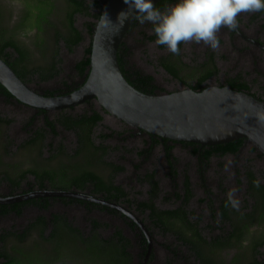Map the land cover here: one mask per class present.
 I'll return each instance as SVG.
<instances>
[{
	"label": "trees",
	"instance_id": "16d2710c",
	"mask_svg": "<svg viewBox=\"0 0 264 264\" xmlns=\"http://www.w3.org/2000/svg\"><path fill=\"white\" fill-rule=\"evenodd\" d=\"M22 9L17 17L12 21L11 25H5L6 18L3 12L0 10V58L7 63L16 73V75L23 81L28 83L29 77L34 76L40 81H48L56 76L58 73L57 66L60 63L57 50H52L49 56L46 55V38L39 36L40 32L47 31L48 28H54V40L57 42L61 40L64 46L72 51L83 38L81 31L75 26V15L82 13L89 15L88 12L91 7L97 9L98 12L90 14L95 22H87L85 24V30L88 33L90 40L85 46L82 57L75 63V70L83 77L85 71L90 63V51H91V38L94 32V26L99 19L101 3L99 0H92L89 4L84 0H64L66 10L64 19L60 21V28L55 27V24L51 20V15L54 12L55 1L54 0H20ZM12 16V15H10ZM11 18V17H10ZM30 31L34 32V46L38 50V53L48 60H45L44 64L33 63L31 53L29 49L23 45V41L19 37H30ZM155 35L149 36L147 39L154 40ZM163 47V45H160ZM121 48L118 49L117 58L119 67L129 83L136 89L146 93L155 94L156 85L152 84L153 77L151 75H141L135 72L137 77L134 80H130L122 67ZM180 50V46H179ZM171 57L175 61L170 62L167 56L161 59V66L164 67L172 76L178 77L179 68L176 66H184L186 64L181 63L179 52L176 54L171 53ZM124 58V57H123ZM168 58V59H167ZM204 68L199 74L200 66L192 68L196 71L195 82L193 85L187 82L193 90H202L205 86L206 80L216 73V66L213 62V55L208 56V61L201 66ZM232 89L245 91L252 96L263 100L260 96L250 92L249 85L239 78L228 79L227 83ZM78 88V87H77ZM0 91L10 97V93L2 87L0 84ZM70 92V91H69ZM55 94V91H48L45 95ZM61 94V93H60ZM88 101L86 103H89ZM91 114L88 111L80 115H71L65 113L66 110H62L55 117V122L59 123L66 129H71L77 136V148L73 153H64L67 156L68 163L75 161L76 165H80L78 160L85 158L89 165H94L96 154L99 151L105 153V147L96 145L92 134L93 126L97 125L99 121L103 119L102 115L94 109H90ZM47 119V118H46ZM8 122V120L0 117V123ZM47 125L51 131H54V122L47 119ZM113 132L109 134L100 135L102 139L109 137ZM119 134V133H118ZM42 135L36 133L35 136L20 147L34 149L37 142L40 141ZM153 143H159V139L156 136L151 135ZM165 144L167 139H161ZM184 143V142H183ZM243 139L234 140L224 144H218L210 146L206 149L205 153H235L242 145ZM195 145L194 143H187ZM172 146L165 145V153H169V149ZM195 147V146H194ZM196 151V149L194 150ZM40 153V152H39ZM60 154H52L50 158H54ZM78 160L76 159V157ZM72 159V160H71ZM79 163V164H78ZM61 167L57 168H41L39 165L17 167L14 173L1 172L0 181L5 180L12 184L13 190L19 188L20 183L26 176L32 175L34 177V185H31L30 189H33L35 185L42 187L43 183L47 180L50 183H55V178L58 173L66 176L67 180H59L58 187H70L72 185L82 186L83 182L88 180L97 179L92 172L81 169L77 171L75 175L69 174L64 166L65 162H61ZM120 170L119 168H117ZM78 170V169H75ZM153 175V174H152ZM152 175L150 177H152ZM247 177L249 179V196L253 198L252 210L250 213H241L239 211H233V216H237L234 221L227 225H222L220 228L221 233L217 236H212L210 240L202 236L197 227L196 222L189 221L186 211H172L161 210L154 206L153 203L142 202L138 208L142 211L148 209L150 211L149 217L155 218L153 225L161 230L163 233L172 234L181 244L187 247L193 261L197 264H261L264 259L259 257L262 255L260 249L264 246V184L258 183L253 172L247 171ZM151 178H149L150 181ZM96 187L102 192H108L110 195L119 197H125L127 194L120 191L117 187H107L104 184L97 183ZM111 190H114L112 192ZM11 194H18L15 193ZM23 191L21 193H25ZM44 198L29 199L22 202H15L8 205H0L2 212L15 211L17 214L21 212L23 204L30 202L43 204ZM45 204H43L44 206ZM220 211L226 217H229V201L223 202ZM170 220L167 218L170 217ZM167 217V218H166ZM93 222V228L89 234L83 235L82 232L73 227L65 217L59 214H53L52 218L47 221L43 216L35 217L33 222H29L28 228L22 233L13 232L8 230L5 235L0 238V264H49L52 261H56L59 257L60 251H63L64 245L73 241L79 240L85 246L86 250H81L80 255L83 256V262L90 260L93 264H131L132 257L128 251L130 246V240L125 237L122 232L116 229L111 235L102 237L97 232L99 224ZM48 224L51 226L48 233L45 234ZM257 225L259 230H251V228ZM226 227V228H225ZM37 232L40 241L48 243L49 247L40 251L33 242V245L22 246L26 244V239L31 232ZM12 237L18 242L11 244L9 238ZM27 237V238H26ZM37 244V241H36ZM75 243L74 245H76ZM47 246V245H46ZM236 248V251L228 260H224L221 251L228 248ZM242 249L241 251H239ZM77 250V249H76ZM37 254L39 258H33ZM174 257L166 261V264H177L173 260ZM48 260V261H47ZM179 264V263H178Z\"/></svg>",
	"mask_w": 264,
	"mask_h": 264
},
{
	"label": "flooded vegetation",
	"instance_id": "af4514ba",
	"mask_svg": "<svg viewBox=\"0 0 264 264\" xmlns=\"http://www.w3.org/2000/svg\"><path fill=\"white\" fill-rule=\"evenodd\" d=\"M174 2L175 0H160L154 6L163 10L167 6H170L171 4H173ZM254 23L258 25L253 26ZM237 24H238V27L233 30H230L226 27H222L217 33V35H220L222 37L224 36V38H226L227 43L229 45L224 46V47H226L229 51L225 50L223 54H219L218 55L219 57H216L215 52L217 51L216 50L217 48L213 50L210 47H208V45L205 44L204 45L205 48L202 53V56L199 57V59H195L194 57L191 58V60H194V62H196L195 64H193L195 65L196 68L200 66V71L197 73L199 74L201 71L204 70V68L201 66L205 63V61H208V56L212 54L213 62L215 63V66H216V73L211 76L213 77L219 73L218 66L216 64V59L227 58L228 60H230L231 59L230 54L231 53L235 54L234 62H233L234 67L232 69V71L233 70L236 71L235 75L225 78L224 84L217 85V86L228 85L226 83H227V80L230 78L232 79L239 78L240 80H244L246 82L243 75L239 73V71L248 68L247 64L249 63V60L251 61V59H253V63H257V64L262 63V65L264 66V11L252 12V13H241L237 17ZM148 31L150 33L146 34ZM132 33H134L135 36L140 35L139 39L141 41L142 39L145 38L146 42L151 41L147 38L149 36L154 35L152 31V25L149 22L145 21L144 23H140L137 19L134 22V25L131 27V29L126 34L125 39L127 40L128 38H130ZM218 39L220 40L219 41V44H220L222 40L220 38ZM126 40H124L125 42H122L119 46V48H121L120 50L121 56L123 55L124 57V58L122 57L121 63H122V67L125 71L126 76L130 80H134L137 77L136 75H134L135 72L141 75H151L153 77L152 84L156 85L157 87V84L155 83V80H154V76L150 74V72L148 73L149 66L147 64L142 63L141 61H137L138 63L136 62L137 64L133 65L132 62L129 61L131 46L128 43H126ZM155 40L156 38L152 41H155ZM139 44L143 45L142 43H140V41H139ZM182 44L183 42H181L179 45L180 50H181ZM180 50H179V55L181 53ZM167 56L169 57V59L168 58L167 59L170 62L175 61L173 59L174 57H171L170 51L167 52L166 55H161L160 57H158V65L165 71V73H167L174 80L181 83V87L183 86L181 89L189 87L186 85L187 82L193 85L196 79V77H193V76L196 75V71L191 70L190 68H187L188 67L187 64L183 61V59H181L182 56H180L182 65L183 64H186V65L176 66L179 68V71H178L179 78L172 76L166 69H164L163 66H161V62H160L161 59L166 58ZM184 67L187 68V70ZM256 68L259 72L260 71L259 67H256ZM186 71H187V74L192 77L190 81L188 80V78L186 77L182 78L180 75L181 72L186 74ZM75 73L77 74V76H79V81L77 84L74 83V84L68 85L66 83L64 84L63 88H61V90H48V91L56 92L55 94L53 93L52 95H45V93L48 91H41L37 93H43L45 96H54V95H61V94L69 93V91L71 92L72 90H75L77 87H80L81 85L80 81L82 80V76H80L76 70H75ZM262 74H264V72H262ZM203 86L206 87L204 83H203ZM160 92H170V91L159 89L157 87L156 93H160ZM171 92H175V91H171ZM0 98L3 99L7 103L14 102L16 105L15 107L24 106L23 104L18 103L15 100H13L11 96L8 97L7 95H4L1 91H0ZM76 106L70 107V108H63V109H59V110L52 111V112L43 111V110H35L28 106H24V107L30 108L31 110L34 111V113L37 112L35 116H41L45 122V125L49 129L50 127L47 125V122H46L47 119L54 122V130H55V124H57L61 128H63L66 132H72L76 140L75 148H74L76 149L77 148V136L74 133V131L71 129H66L65 127L61 126L59 123L55 122L54 120L56 115L59 114L62 110H66V109L73 110L75 109ZM96 108H100V107L96 105ZM90 111L91 110L88 109V114H91ZM54 112H57V113L54 116V118L51 119V114ZM102 120L99 121L97 125H99L102 122ZM5 123L7 122H3L0 124H5ZM97 125L93 126L92 133L95 130V127ZM130 129L131 128L127 127L125 131L133 130V129L131 130ZM123 131L114 132V130H110L108 134L113 132L112 135L104 139H102L100 135H104V134L106 135L107 133H103L101 131L96 132V139L99 140L98 145L103 146L101 145L103 143L102 140L106 141L110 137H113V136L121 137L123 134ZM133 131L137 132L138 135H143L141 131H138V130H133ZM131 138H132L131 136H127L126 140L128 141ZM146 138H147V142H146V145H144L145 147L141 148L140 150H137L134 154L136 160L134 161L133 168L131 169L130 172L123 171L124 169L122 166L123 165L122 162L124 159L120 156H112L113 157L112 159L110 158L106 160L104 159V157L107 156L108 154L103 153L102 151H99L95 155L97 158L95 162L97 163H95L94 165H89L85 158H82L83 161H81L82 159L78 160V158L75 156L76 159L80 163V165H76L74 160L68 163V159H67V156L64 155V151H62L59 147H57V151H54L53 154H60V155H57L56 157H60V158L63 157L62 159H60L57 169L62 166L61 162H65V165L66 164L67 165L64 167L67 170L74 169L71 171H67L69 174L75 175L77 174L75 172L83 169L88 172H92L95 176H97V179L91 178L90 180L83 182L84 185L82 186L72 185L70 187L67 186L64 188H60L58 187L59 180L60 181L67 180V178H64L66 176H63V174L61 175V173H58L55 178V183H50L49 181L46 180L43 183L42 187L35 185L36 189L34 190L30 189V187H27V188H23L21 191V192L27 191L25 193L44 192V191H50V192L58 191V192H68V193L76 192V193H80L85 196H96L100 199H104L105 201L116 203L121 208V210H116L114 208H111L105 205H99L90 200H82V199H77V198H72V197H67V196H44V197H40V198L45 199V201L43 200V204H45L44 206L43 204H41V202H37V203L30 202L27 204H23L21 208V212L19 214H17L13 210L8 211L7 213H4L2 212L3 210L0 208V221L3 220L5 216L7 215H12V216L22 215L23 209L26 207L33 208L39 211H44L52 207L60 206L61 208H64V209H62L61 211L63 214L60 213L59 215H62L63 217H65L68 223H70V220H74L75 222L79 220V214H78L79 211L76 209H79L81 211V207L85 208L86 210L93 209L94 207H99L103 209L105 219L109 218L108 216H111L113 218V222L118 221L121 224H126L127 231L130 232L131 230L134 236L137 237L136 244L138 245V248L140 250L139 251L140 259H138L135 263L131 262V264H150L154 257V249L151 244V242L153 243L154 234L148 228L147 224L149 223L153 225L152 220H154L155 218L149 217L150 211L148 209H145L146 217L141 218L140 214L136 212V210H139L142 212V210L138 208L140 203L142 202L153 203L156 208L161 209V210L186 211L189 221L196 222L197 225H199L200 223H204L205 225H219V226L224 225V224L227 225L230 222L234 221L236 218H238L237 216H233V211H239L241 213L251 212L253 198L249 196V192H248L249 179L247 177V171L250 169L246 167V170L242 174L244 182H245V188L242 190V192L245 193V198H246L245 203L244 202L242 203L243 197L241 198V196L235 195L237 193L235 189L232 187V185H236L240 181L237 178L238 173L236 170V164L237 162L240 161L239 158H241V152L244 149V147L240 148L241 147L240 146L239 149L235 153H224V154H220V153L210 154L209 153L208 154V153H205L206 149H203V148H208L210 146H200L194 143L195 144L194 145L195 147H194L191 144H187L183 142H173L169 140H167L166 143L164 144L162 142L163 140L161 139L158 140L159 143H153L150 137L149 138L146 137ZM123 139L124 137H122V140ZM22 143L23 142H20V144ZM155 145H159L163 150L162 155L159 158V160L151 157L152 156L151 150ZM165 145L172 146L169 149V153H165ZM128 146L132 147L133 144L129 143ZM175 148H178V149L185 148L189 152L186 154H179L180 155V158H179V156L177 157L176 155L172 154V150ZM20 149H23V147H20ZM195 149L196 151H194ZM105 152H106V148H105ZM256 154L259 159L260 158L264 159V156L261 153L256 152ZM50 156L51 155H49L48 158H50ZM213 159L216 160L214 164H212ZM220 161H221V164H220ZM217 164H218V167H217ZM6 166L7 167L4 170L0 171V174L1 172H5V171L8 172L9 174H12L10 166L9 165H6ZM104 168L106 170L105 174L100 172V169L104 170ZM117 168H119L120 170H118ZM45 169H48V168H45ZM75 169H78V170H75ZM221 169H222V172H221ZM241 172H243V170H241ZM151 175L152 177H150ZM261 176L264 177V171L261 172L260 177ZM32 178L34 182V177L32 176ZM149 178H151L150 181H149ZM256 179L258 183L264 184L263 180H259L258 178ZM7 183L9 184L11 188H13L10 182L7 181ZM97 183L104 184L107 187L109 186L115 187V188L117 187L120 191H123L126 194L129 193V196L127 194L125 197L123 196L116 197V196L110 195L108 192H102V190H99L96 187ZM111 191L114 192V190H111ZM8 195H5V196H8ZM37 198L39 197H36L34 199H37ZM236 199H239V202L237 205L234 204ZM224 200L229 201V209H230L229 217L224 216L222 212L220 211V208ZM124 212L128 213V215H125ZM90 213H92V210L90 211ZM53 214H58V213H53ZM53 214H51L50 218H52ZM171 217L172 216L168 218L166 217V218L170 220ZM34 219H32L30 222H33ZM92 221L97 222L95 219H92V218L89 219V222H90L89 232L83 233L79 229L83 235L89 234L90 231L92 230L93 228ZM136 221H140L142 225H144V227L147 229L149 233L148 234L149 240L147 239L146 234L137 225ZM28 224L29 222H27L22 227V229L20 230V233H22L25 229L28 228ZM72 226L75 227L74 222ZM99 227H100V224L97 227V229ZM220 229L218 230L219 232H217L214 236H217L221 233ZM7 231H8L7 229L1 228L0 238L2 235H5ZM32 233H33L32 235L33 237H35L37 240L40 239L36 231ZM211 237H208L207 239L210 240ZM12 239L14 240V238ZM14 241L18 242L17 240H14ZM32 241L34 242L35 240H32ZM32 241L27 240L26 244L22 246H28L30 244L33 245ZM75 243L77 244L74 245ZM36 246L40 251H42L44 250L43 248L47 249L49 247V244L47 243L45 245H42L37 242ZM81 250H86V248L83 245V243H81L79 240L67 243L64 245L63 251H60L59 257L56 260V262L59 261L58 264H93L90 260H86V262L82 261L86 258L80 255ZM223 251L224 252L230 251L231 252L230 256H232V254L236 251V248L232 247L228 249H223ZM33 258H39V256L35 254ZM54 262L52 261L49 264H53Z\"/></svg>",
	"mask_w": 264,
	"mask_h": 264
},
{
	"label": "rangeland",
	"instance_id": "374dc122",
	"mask_svg": "<svg viewBox=\"0 0 264 264\" xmlns=\"http://www.w3.org/2000/svg\"><path fill=\"white\" fill-rule=\"evenodd\" d=\"M54 1L55 10L51 15V20L55 24V27L60 28L59 22L64 19L66 6L64 0ZM84 1L85 3L89 4L92 0ZM99 1L100 3L106 2V0ZM21 9L22 4L20 0H0V10L3 12V15L7 17L6 21L4 22L5 25H11L12 21L17 17ZM88 12L90 14H93L98 12V10L91 7ZM90 14L85 15L79 13L75 15V26L81 31L83 38L82 41L77 46H75L72 51H69L64 46L61 40H58L57 42L54 40V28H48L47 31L39 33V36L41 38H46L47 40L46 46L44 47L46 48V55L49 56L52 50H57L58 57L61 61L57 66L58 73L55 77L48 81H40L35 77V75L30 76L28 82L30 88H32L36 92L48 90H61V88H63L64 84L66 83L68 85L78 83L79 76H77V74L75 73L74 65L82 57L84 48L85 46H87L90 40V37L85 30V24L87 22H95L94 18ZM257 25L258 24L255 23L253 24V26ZM34 32L36 31H30L29 35H32L30 37L21 36L19 38H21V40L23 41V45L29 49L33 63L41 65L45 63V60H48V57H42L34 46ZM149 33L150 32L148 31L146 34ZM217 37L222 40V42L219 44V47L216 49L217 51L215 52V56L219 57L218 55L223 54L225 50L229 51L226 47H224L228 46L229 44L227 43V40L226 38H224V36L222 37L220 35H217ZM139 38L140 35L135 36V34L132 33L130 38H128L127 40L125 39L126 43L131 46L129 61H131L133 65H136L138 63L137 61H141L142 63L147 64L149 66L148 73L150 72V74L154 76L155 83L157 84V87L159 89H163L170 92L180 90L183 87H181V83L171 78L158 65V57H160L161 55H166L167 52H169L168 49L165 46L161 48L160 45L155 43V41L146 42L145 38L142 39V41ZM139 41L143 45L139 44ZM204 45L205 44L202 42H183L180 50V56H182V58H180L183 59V61L187 64V68H190L191 70L192 68H195V65L193 64H195L196 62H194V60H191V58L194 57L195 59H199V57L202 56V53L204 51ZM230 57V60H228L227 58L216 59V64L218 66L219 73L216 76L210 77L205 82L206 87L212 85H223L225 82V78L235 75L236 71H232L234 67L233 62L235 54L231 53ZM247 66L248 68L240 70L239 73L243 75L244 79L250 86L251 92L264 99V74H262V72H264V66L262 65V63H253V59H251V61L249 60ZM256 67H259V72ZM187 68L185 69L187 70ZM180 75L182 78H188L189 81L192 79V77L187 74V71L186 74L181 72ZM96 105L97 103L95 102V100H91V102L89 103H82L77 105L73 110L66 109L65 113L71 115H80L87 112L88 109H94L102 115V122L95 127V130L92 133L94 143L96 145H98L99 143V140L96 139V132L101 131L103 133L108 134L110 130H114V132L124 130L121 137L113 136L106 141L102 140L103 143L101 145L106 148L105 153L108 154L104 157V159L108 160L110 158L112 159V156H120L124 159L122 162V166L124 169L123 171L130 172L133 168L134 161L136 160L134 154L137 150H140L141 148L145 147L144 145H146L147 138L143 135H138L137 132L131 129V131H125L127 127L124 123L114 118L109 113H106L103 110L101 111V108H96ZM15 106L16 105L14 102L7 103L0 98V116L8 120L7 123L0 124V171L4 170L7 167L6 165L10 166L12 173H14L13 170H17V167L21 168L26 166L39 165L41 168H57L60 159H62L63 157L48 158V156L52 155L54 151H57V147L64 151V153L71 154L73 149L75 148L76 140L74 134L72 132H66L57 124H55V130L50 131V129L45 125L43 118L41 116H35L37 112L34 113L33 110L24 106ZM56 113L57 112L51 114V119L54 118ZM36 133L41 134L42 138L39 143L37 142L35 148L32 150L24 147L23 149H20V146L29 139L33 138ZM127 136H131L132 138L127 141ZM122 137H124L123 140ZM20 142L23 143L20 144ZM129 143H132L133 146L129 147ZM162 152V148L159 145H155L151 150V157L159 160L162 155ZM188 152L189 151L185 148H175L172 150V154L176 155L177 157L179 156V158V154H186ZM256 152L258 151L255 150L252 145L246 143L244 145V149L241 152V158H239L240 161L236 164V170L238 173L237 178L240 181L236 185H232V187L237 193L235 194L236 196L239 195L241 196V198L243 197L242 203L246 202L245 193L242 192V190L245 188V182L242 174L246 170V167L255 174L256 178L264 181V177H260L261 172L264 171V159H259ZM81 161H83V159ZM215 162L216 160L213 159L212 164H214ZM241 170H243V172H241ZM100 172L105 174V168L104 170L100 169ZM31 185H34L32 176H26L25 179L20 183V187L14 189L16 191L15 193L19 194L21 193L23 188L31 187ZM34 189L36 188L34 187L33 190ZM14 190L9 186V184L5 180L0 181V195L3 196L8 195L12 192L14 193ZM127 194L129 196V193ZM238 202L239 199H236L234 204L237 205ZM62 209L64 208H61L59 206L52 207L44 211H39L33 208L26 207L23 209L22 215L5 216V218L0 221V229L2 228L10 231L12 230L13 232H20L22 227L27 222H30L32 219H34L36 216H43L48 221L50 219L51 214H60L62 213ZM76 210L79 211V220L76 222L74 220H70V223L72 225L74 222L75 227L80 229L83 233H87L90 230L89 219H95L100 224V227L97 229V232L102 237H107L114 230L119 229L122 234L130 240V246L128 248V251L131 254L132 262L135 263L138 259H140V250L138 248V245L136 244L137 237L134 236L131 230L130 232L127 231L126 224H121L118 221L113 222V218L111 216H108L109 218L105 219L103 209L99 207H94L93 209L88 210L81 207V211L79 209ZM91 210L92 213H90ZM138 211L139 210H136V212L140 214L141 218L146 217L145 210L142 212ZM147 225L151 232L154 234L153 243L151 242L152 247L154 249V257L150 264H166V261L172 257H174L173 260L177 264H197V262L195 263L193 261L187 247L181 244L172 234L163 233L161 230H159L152 224L148 223ZM221 226L205 225L204 223H200L199 225H197L199 231L205 238L214 236L217 232H219L218 230ZM256 226L257 225H254L252 227L253 231L260 229ZM49 229L50 225L48 224L45 234L48 233ZM32 235L33 233L31 232V234H29L26 240H35V246L36 241L42 245L46 244L40 240H37ZM9 242L11 244L17 243L12 239V237L9 238ZM241 250L242 249H240L239 251ZM260 251L262 255L259 258L262 259V257L264 256V246L260 249ZM221 254L224 257V260H228L229 257H231L230 251H223L221 252ZM58 262L59 261H57L55 264H58Z\"/></svg>",
	"mask_w": 264,
	"mask_h": 264
},
{
	"label": "water",
	"instance_id": "95a60500",
	"mask_svg": "<svg viewBox=\"0 0 264 264\" xmlns=\"http://www.w3.org/2000/svg\"><path fill=\"white\" fill-rule=\"evenodd\" d=\"M160 0H154V5ZM123 0H106L91 38L90 63L80 81V87L69 93L45 96L24 83L14 70L0 58V84L13 100L35 110L56 111L95 100L97 106L127 127L173 142L214 146L243 139L240 148L249 143L264 156V101L248 92L230 86H207L202 90L189 87L175 92L146 94L126 79L119 67L117 53L126 34L134 25L131 13L122 28L117 16L126 11ZM106 15L112 24H101ZM117 28L119 31L117 32ZM67 196L121 208L96 196L76 192H29L0 196V205L22 202L36 197ZM125 215L128 213L124 212ZM137 225L146 234L140 221ZM264 264V259L261 262Z\"/></svg>",
	"mask_w": 264,
	"mask_h": 264
},
{
	"label": "clouds",
	"instance_id": "9594fccd",
	"mask_svg": "<svg viewBox=\"0 0 264 264\" xmlns=\"http://www.w3.org/2000/svg\"><path fill=\"white\" fill-rule=\"evenodd\" d=\"M123 2L127 10L117 16L116 24L119 28L134 13V18L140 23L147 21L152 25L155 43L165 46L173 54L179 52L181 42L188 41L202 42L215 50L219 47L217 33L222 27L233 30L238 27L237 17L241 13L264 11V0H175L163 10L154 6V0ZM100 22L104 25L112 24L106 15L101 16Z\"/></svg>",
	"mask_w": 264,
	"mask_h": 264
}]
</instances>
